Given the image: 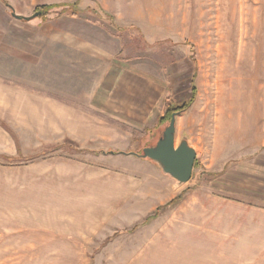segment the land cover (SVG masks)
<instances>
[{
	"label": "rangeland",
	"instance_id": "1",
	"mask_svg": "<svg viewBox=\"0 0 264 264\" xmlns=\"http://www.w3.org/2000/svg\"><path fill=\"white\" fill-rule=\"evenodd\" d=\"M73 1L0 0V264H264V0L13 16ZM191 84L192 175L146 220L161 182L120 150L152 144Z\"/></svg>",
	"mask_w": 264,
	"mask_h": 264
},
{
	"label": "water",
	"instance_id": "2",
	"mask_svg": "<svg viewBox=\"0 0 264 264\" xmlns=\"http://www.w3.org/2000/svg\"><path fill=\"white\" fill-rule=\"evenodd\" d=\"M37 14L23 16L13 12V16L19 19H29ZM178 114V112L171 113L167 124L161 129L155 142L144 146L141 152H121L152 161L164 174L174 179L177 186L182 185L191 178L196 158L195 149L187 136H182L178 144L175 143L176 116Z\"/></svg>",
	"mask_w": 264,
	"mask_h": 264
},
{
	"label": "trees",
	"instance_id": "3",
	"mask_svg": "<svg viewBox=\"0 0 264 264\" xmlns=\"http://www.w3.org/2000/svg\"><path fill=\"white\" fill-rule=\"evenodd\" d=\"M5 4H7V3H5ZM53 8H62V11L60 13H66L69 11L70 15H76L80 10L78 0L73 1L70 4H44V5L37 6L35 8V13H38L35 17H45L49 13V11L52 10ZM195 94H196V88L193 84H191V97L187 103H184L182 105H177V104H174L173 102L167 100L165 107H164V114H163L161 120L164 122H168L172 112H178L179 114L184 113L190 107V104L193 101ZM2 125L4 127H6L4 124H2ZM102 152H104V151H102ZM113 152H116V151H113ZM18 156H20V158L23 157V155L20 153V151H18ZM1 157L4 159H8V160L13 159V157H11L10 155H1ZM182 198H183V194L180 193L179 195H177L175 198H173L169 202L158 206L147 217L146 220L156 218L162 211H164L165 209H167L170 206L175 205ZM133 229L134 228H132L130 230H133Z\"/></svg>",
	"mask_w": 264,
	"mask_h": 264
},
{
	"label": "crops",
	"instance_id": "4",
	"mask_svg": "<svg viewBox=\"0 0 264 264\" xmlns=\"http://www.w3.org/2000/svg\"><path fill=\"white\" fill-rule=\"evenodd\" d=\"M118 84L119 83H117V90H120V86ZM118 98L116 97L115 99L118 100ZM104 100H108L109 101L111 99L107 98V99H104ZM90 116L95 119V114L94 113L89 112V117ZM96 118L97 119H103L102 116H96ZM90 133H92V132H90ZM157 136H156V139H157ZM154 142H155V140H154ZM17 151H19L18 148H17ZM122 151L123 150H120V153ZM136 160H139V162L141 164H143V165L149 166L150 170L153 173H155V177L157 178V180H160L159 182H161L162 190L160 192L159 191H156V190H152V192H151V188H150L149 189V192H148V195L146 197V199L149 201V207L151 209L155 210L158 206L163 205V204L169 202L170 200H172L173 198H175L180 193L183 194V190L182 189H179V187L177 186L176 182L173 179H170L169 177H167V175H165L161 171V169L157 165H155L152 161L147 160V159H142L140 157H139V159H136ZM89 166H92V165L89 163ZM139 176H140V179H141V175H139ZM139 176H137L136 174H133L132 176H129V177L130 178H133V179H137V177H139ZM145 178H142V179H145V181H149V180H147V177H145ZM261 224H264L263 220H262Z\"/></svg>",
	"mask_w": 264,
	"mask_h": 264
},
{
	"label": "flooded vegetation",
	"instance_id": "5",
	"mask_svg": "<svg viewBox=\"0 0 264 264\" xmlns=\"http://www.w3.org/2000/svg\"><path fill=\"white\" fill-rule=\"evenodd\" d=\"M194 165H195V162H194ZM194 167V166H193Z\"/></svg>",
	"mask_w": 264,
	"mask_h": 264
}]
</instances>
